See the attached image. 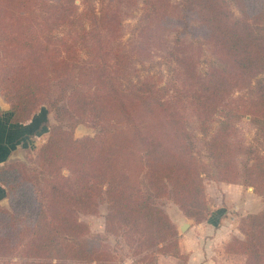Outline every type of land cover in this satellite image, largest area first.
Masks as SVG:
<instances>
[{
	"label": "trees",
	"instance_id": "obj_1",
	"mask_svg": "<svg viewBox=\"0 0 264 264\" xmlns=\"http://www.w3.org/2000/svg\"><path fill=\"white\" fill-rule=\"evenodd\" d=\"M114 1L0 0V88L11 121L34 119L37 131L46 130L37 117L46 106L59 122L36 167H0L10 203L0 205V261L115 264L107 239L80 221L101 204L107 234L135 255L179 257V233L163 199L200 224L212 216L207 179L264 194V0H181L177 20L171 0H145L142 43L153 47L147 39L159 35L178 68L173 83L136 75L113 49L121 32ZM168 28L169 44L159 33ZM187 37L202 38L222 65L201 73ZM189 116L210 137L208 162L196 152ZM241 116L256 126L254 144L239 135ZM86 120L97 134L76 139L75 126ZM239 228L244 238L233 237L228 252L264 264V212Z\"/></svg>",
	"mask_w": 264,
	"mask_h": 264
},
{
	"label": "rangeland",
	"instance_id": "obj_2",
	"mask_svg": "<svg viewBox=\"0 0 264 264\" xmlns=\"http://www.w3.org/2000/svg\"><path fill=\"white\" fill-rule=\"evenodd\" d=\"M180 2L181 0H171L169 14L176 20L182 15ZM77 4H80V2L77 1ZM112 7L119 12L121 24V32L113 45V49L125 58L128 69H130L131 72L135 71L136 75L144 77L149 75L154 76L161 83H168L169 81L173 83L176 81L178 68L174 62L170 61L166 53V48L159 39V35L152 40L147 39V41L157 43L153 47L149 48V46L144 42L142 43V41H144L142 40L144 37L140 34V31L143 27H145L147 22L146 18H144L146 10L145 0H115ZM150 11L151 9L149 8L148 13H150ZM159 33L160 36L168 42V44L174 39V33L171 28H168V30L161 29ZM166 35H168V38L165 37ZM185 43L189 46V51L195 57L197 67L201 73L206 72L211 66L219 67L222 65L221 60L212 52L210 45H208L202 38L198 37L197 39H192L191 37H187L185 39ZM239 95H241V93H236L235 97ZM0 102L4 105L6 111H11L12 106L5 99L1 92V88ZM37 117L43 121V125L46 124V130L48 128L51 130L54 126L59 125V122L56 120L55 113L53 111L49 112L46 106L37 113ZM219 121L220 119L218 118L214 123L213 132L218 129ZM64 124L69 125L71 124V121L66 119ZM237 125L239 135L244 142L247 145L254 144L256 126L251 123L250 117L241 116V118L237 120ZM188 127L191 133L195 136L197 154L203 161L208 162L206 142L210 137H204L200 133L197 121L192 116H189ZM98 129L99 128L95 126L92 121L86 120L75 126L74 137L76 139L94 137L97 134ZM36 131L37 130H33L32 135H30L32 136L31 138L33 139V142L27 145V148H22L14 158H11L6 163L21 162L32 168L37 166L36 160L38 153L49 139L50 133L48 131V133L43 134V136L39 137V139H35L33 136H35ZM221 183L222 182L214 181L212 179L206 180L207 201L210 209L209 212L212 216L208 224L209 226H206L205 232L203 234L198 232V235L202 237L203 240L202 246L207 249V255L209 256L208 261H204L202 264H246V256L228 252V248L233 243L232 241H230L232 243H225V239L220 238V241L216 242V235L213 232L221 230L223 231L222 235L231 234L233 236L236 228L240 231V223L245 217L250 214L264 212V194L257 195L254 193V195H251L252 191L250 189L253 188L245 186L239 188V192L233 191L232 193H225L221 188ZM241 195L244 197V201L240 200ZM161 204L169 218L177 227L178 233L184 232V229H180V225L183 221L188 223V225V219L194 222L193 219L186 217L172 200L163 199ZM1 206L8 209L10 208L9 199L7 197H2ZM106 213V204H101L97 214L80 215V221L88 226L92 235H101L107 239L110 246L116 252L115 264L188 263V256L186 254H182L181 250L179 257H174L170 251H165L161 253L155 261H147L144 258L145 253L142 255H135L120 238L118 239L107 234L105 227ZM182 214L186 217V219L182 218ZM238 238H244L242 231H240ZM24 263L25 261L19 258L0 261V264Z\"/></svg>",
	"mask_w": 264,
	"mask_h": 264
},
{
	"label": "crops",
	"instance_id": "obj_3",
	"mask_svg": "<svg viewBox=\"0 0 264 264\" xmlns=\"http://www.w3.org/2000/svg\"><path fill=\"white\" fill-rule=\"evenodd\" d=\"M36 128L37 127L34 125V119H31L26 123L15 124L11 121V115L8 111L5 110L4 112H0V166L4 165L11 158H14L22 148H27V145L33 142V139L31 138L32 136L30 135H32L33 130H36ZM48 131L49 128L43 131H36L35 136L33 137L39 139V137L48 133ZM242 187L244 186L221 183V188L225 193H232L233 191L239 192V188ZM251 191V195H254V191ZM2 197L6 198V189L0 184V205ZM240 200H245L242 195L240 196ZM182 218L186 219L183 214ZM210 220L211 218L203 223L195 224L192 220L188 219L187 221H189V225L188 223H185V221L181 223L180 229H184V232L179 233L180 250L182 254L188 256L187 264H202L204 261H208L209 256L207 255V249L202 246L203 240L202 237L198 235V232L203 234L206 226H209L208 224ZM222 232L223 231L221 230L213 232L216 235V242H219L221 238L225 239L224 242L227 243L232 241L233 237H238L240 235L238 228L234 230L233 236L231 234L222 235Z\"/></svg>",
	"mask_w": 264,
	"mask_h": 264
},
{
	"label": "water",
	"instance_id": "obj_4",
	"mask_svg": "<svg viewBox=\"0 0 264 264\" xmlns=\"http://www.w3.org/2000/svg\"><path fill=\"white\" fill-rule=\"evenodd\" d=\"M6 110V108L4 107V105L0 102V112H4ZM253 190V189H251Z\"/></svg>",
	"mask_w": 264,
	"mask_h": 264
}]
</instances>
